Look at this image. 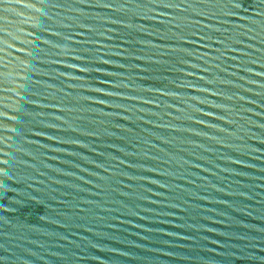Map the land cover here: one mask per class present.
I'll return each instance as SVG.
<instances>
[{"label": "water", "instance_id": "95a60500", "mask_svg": "<svg viewBox=\"0 0 264 264\" xmlns=\"http://www.w3.org/2000/svg\"><path fill=\"white\" fill-rule=\"evenodd\" d=\"M0 264H264V0H0Z\"/></svg>", "mask_w": 264, "mask_h": 264}]
</instances>
